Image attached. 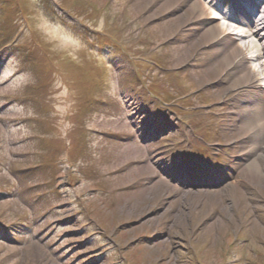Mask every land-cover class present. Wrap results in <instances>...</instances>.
<instances>
[{"label": "rangeland", "instance_id": "rangeland-1", "mask_svg": "<svg viewBox=\"0 0 264 264\" xmlns=\"http://www.w3.org/2000/svg\"><path fill=\"white\" fill-rule=\"evenodd\" d=\"M190 3L0 0V264H264L259 92Z\"/></svg>", "mask_w": 264, "mask_h": 264}, {"label": "bare ground", "instance_id": "bare-ground-1", "mask_svg": "<svg viewBox=\"0 0 264 264\" xmlns=\"http://www.w3.org/2000/svg\"><path fill=\"white\" fill-rule=\"evenodd\" d=\"M242 1L247 6L259 4L260 7L257 8L256 12L248 13L247 18H243V7L238 0H231L227 9V18L231 23L225 25L217 22L215 24L213 21V13H217L216 8H218L217 0H191L189 10H197L199 12L198 18L202 21L205 20L210 25L203 33L207 40L206 43L214 45L224 42V44L219 45L220 50H217V53L225 51L224 56L219 60L223 71L227 72L233 68L235 58L238 56L252 60V65L241 67L240 76L243 78V82L248 84L250 90L254 92L264 91V0ZM233 24L246 27V29L243 28L245 33L238 39L239 41H235V38L229 32L227 33V29H230ZM239 115L241 117L237 132L244 134V138L251 141L248 152H255L264 143V94L258 100L251 102L249 109L242 111ZM246 170L257 173V164L255 162L250 163Z\"/></svg>", "mask_w": 264, "mask_h": 264}]
</instances>
